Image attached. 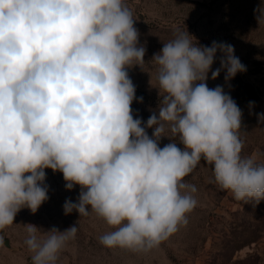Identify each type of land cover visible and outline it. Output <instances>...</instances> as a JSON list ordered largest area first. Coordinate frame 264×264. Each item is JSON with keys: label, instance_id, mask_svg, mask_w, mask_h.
Segmentation results:
<instances>
[{"label": "clouds", "instance_id": "1", "mask_svg": "<svg viewBox=\"0 0 264 264\" xmlns=\"http://www.w3.org/2000/svg\"><path fill=\"white\" fill-rule=\"evenodd\" d=\"M134 22L124 0H0V230L49 199L45 169L61 172L66 190L80 186L64 213L102 218L114 229L100 237L110 249L151 250L187 225L197 189L184 178L202 160L236 201L264 200V163L242 155V110L206 83L218 51L213 80L246 71L234 47L177 31L152 58L160 102L145 123L127 71L145 63ZM163 137L172 142L160 147ZM26 226L31 264H56L78 231Z\"/></svg>", "mask_w": 264, "mask_h": 264}, {"label": "rangeland", "instance_id": "2", "mask_svg": "<svg viewBox=\"0 0 264 264\" xmlns=\"http://www.w3.org/2000/svg\"><path fill=\"white\" fill-rule=\"evenodd\" d=\"M124 2L135 19L139 45L146 49L145 63L127 69L136 97H143L142 103L134 101L131 106L134 118L146 123L158 109V66L152 58L177 31H187L202 46L210 47L213 41L230 44L246 71L226 81L222 70L213 80L211 72L220 67L222 54L218 51L206 83L209 88L222 86L242 110V155L255 154L257 162L264 163V123L257 119V114L264 113V22L257 21V9L264 11V0ZM147 132L151 136L153 129ZM170 142L163 137L160 147ZM45 172L49 199L35 213L22 208L13 224L0 233V239L4 243L9 240L11 245L0 244V264H31L33 253L25 243L29 224L37 227L40 236H46L53 227L61 232L73 225L78 227L75 238L58 253L56 264H264V200L258 204L236 201L230 192L210 183L214 180L213 167L203 160L184 178L197 189L192 193L197 205L187 214V225L147 251L104 247L100 237L114 229L91 211L88 216L80 217L75 210L65 215L66 199L75 203L80 186L66 190L61 172Z\"/></svg>", "mask_w": 264, "mask_h": 264}, {"label": "water", "instance_id": "3", "mask_svg": "<svg viewBox=\"0 0 264 264\" xmlns=\"http://www.w3.org/2000/svg\"><path fill=\"white\" fill-rule=\"evenodd\" d=\"M4 229L0 230V233H3ZM7 247H11L9 240H6L4 243Z\"/></svg>", "mask_w": 264, "mask_h": 264}]
</instances>
